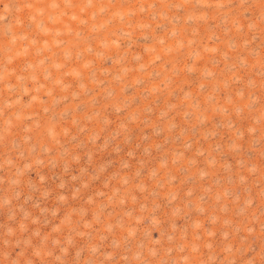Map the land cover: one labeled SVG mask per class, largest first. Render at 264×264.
Listing matches in <instances>:
<instances>
[{
  "label": "rangeland",
  "instance_id": "1",
  "mask_svg": "<svg viewBox=\"0 0 264 264\" xmlns=\"http://www.w3.org/2000/svg\"><path fill=\"white\" fill-rule=\"evenodd\" d=\"M0 264H264V0H0Z\"/></svg>",
  "mask_w": 264,
  "mask_h": 264
}]
</instances>
